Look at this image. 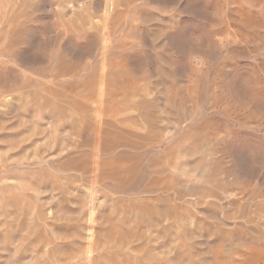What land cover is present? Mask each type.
<instances>
[{
	"label": "rangeland",
	"instance_id": "1",
	"mask_svg": "<svg viewBox=\"0 0 264 264\" xmlns=\"http://www.w3.org/2000/svg\"><path fill=\"white\" fill-rule=\"evenodd\" d=\"M0 264H264V0H0Z\"/></svg>",
	"mask_w": 264,
	"mask_h": 264
},
{
	"label": "bare ground",
	"instance_id": "2",
	"mask_svg": "<svg viewBox=\"0 0 264 264\" xmlns=\"http://www.w3.org/2000/svg\"><path fill=\"white\" fill-rule=\"evenodd\" d=\"M71 117V116H70ZM92 204V203H91ZM95 209V208H94ZM94 219V218H93ZM93 227V226H92Z\"/></svg>",
	"mask_w": 264,
	"mask_h": 264
}]
</instances>
